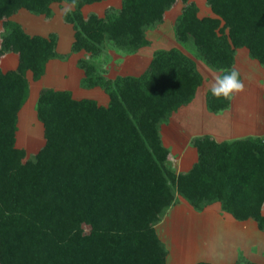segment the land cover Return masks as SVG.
Masks as SVG:
<instances>
[{
  "label": "trees",
  "instance_id": "obj_1",
  "mask_svg": "<svg viewBox=\"0 0 264 264\" xmlns=\"http://www.w3.org/2000/svg\"><path fill=\"white\" fill-rule=\"evenodd\" d=\"M101 1L0 0V59L19 58L15 69L0 66V264H166L169 250L156 226L179 197L198 211L220 203L234 219H253L264 231V137L195 136L192 168L177 172L168 164L161 126L203 84L195 59L179 48L156 50L139 76L109 78L79 59L82 85L102 87L109 104L45 87L37 102L45 144L33 158L16 145L28 72L38 81L60 56L56 32L30 34L12 19L21 9L50 18L54 4H71L63 18L74 29L72 51L97 57L107 44L127 53L150 45L148 30L182 2L176 39L206 65L224 74L239 48L264 65V0H206L215 16H200L194 0H122L103 16L84 14L86 5ZM230 104L207 91L209 111Z\"/></svg>",
  "mask_w": 264,
  "mask_h": 264
},
{
  "label": "rangeland",
  "instance_id": "obj_2",
  "mask_svg": "<svg viewBox=\"0 0 264 264\" xmlns=\"http://www.w3.org/2000/svg\"><path fill=\"white\" fill-rule=\"evenodd\" d=\"M194 1L200 8V16H215L206 0ZM121 3L122 0H104L86 5L83 12L85 15L91 12L104 15L108 7H120ZM183 5L182 2H178L167 12L165 24L159 29L155 28L156 31L151 29L155 31L150 35L154 39V44L148 50L171 47L184 49L194 57L203 76V84L198 88L194 101L179 110V114L174 117L175 124L170 127L174 135L178 134L180 144L175 145L176 147L169 146L168 138L170 137L165 130L162 132L165 144L173 150L169 157V166L174 170L180 168V171H187L198 157L197 149L187 142L189 135L212 133L218 140L231 141L235 138L252 136L262 126L264 115L262 97L264 94L259 92V87H261L259 84L264 85V80L259 79L258 76L264 72V66L249 55L247 48H239L237 50L239 61L242 57L245 58L243 66L251 70L245 77L248 87H245L244 94L240 96V100L244 99L245 102L238 105L240 101L238 96L235 100L234 112L233 110H231L232 113L225 114L209 112L206 106V93L210 89V83L216 75H220V72L206 65L203 60L194 55L190 48L185 47L176 39L173 22ZM53 6L54 14L50 18L27 9H21L12 17L14 21L21 23L30 34L48 36L51 32H56L59 38L57 51L60 56L49 63L42 78L35 81L32 73L28 72L30 95L19 113L16 142L18 147L27 151L28 158H33L45 144L44 126L37 116V102L41 89L49 87L57 90H72L76 98L97 99L100 96V99H97L99 102L107 101L109 95L102 87L82 85L84 70L79 66L78 61L82 58L88 59L97 65L99 72L105 73V70H112L110 76H114L113 68L120 70V64L123 61L118 57L130 54L111 44H107L104 52L97 57H92L85 51L73 52L74 29L63 18V13L66 9H71L72 5L61 3ZM3 31L4 27L0 21V44ZM6 57L3 65L0 62L2 69L6 71L16 68L19 61L18 54L9 53ZM134 59L125 61L126 64L121 68L120 75L139 76L144 72L148 61H143V58L141 61ZM7 62L15 65L8 67ZM179 122L181 126L177 124ZM182 157L185 162H181ZM179 198L181 205L172 211L169 218L156 226L162 241L169 250L166 264H196L197 262L235 264L242 259L264 264V231L259 229L255 220L234 219L221 210L220 203H214L208 208V213L201 215L186 200ZM219 210L230 220L225 223L221 217L215 215L214 211Z\"/></svg>",
  "mask_w": 264,
  "mask_h": 264
},
{
  "label": "crops",
  "instance_id": "obj_3",
  "mask_svg": "<svg viewBox=\"0 0 264 264\" xmlns=\"http://www.w3.org/2000/svg\"><path fill=\"white\" fill-rule=\"evenodd\" d=\"M54 7V6H53ZM181 9H182V7H181ZM83 10H84V8H83ZM180 13H181V11H180ZM179 13V14H180ZM178 14V15H179ZM178 15L176 16V18L178 17ZM101 16H103V15H101ZM167 18V13H166V17H165V20H164V22L162 23V24H160L159 26H158V29L159 28H161V26H163L164 24H165V22H166V19ZM176 18H175V20H176ZM175 20H174V22H175ZM174 22H173V28H174ZM155 31H156V29H155ZM155 31H153V30H148V32H147V37H148V39L151 41V43H150V45H148V46H146V47H143V48H141L140 50H138L137 52H135V53H130V54H127V56H125V55H121V56H119L118 57V59H123V61H122V63L120 64V67L122 68L123 66H125V61L126 60H131L132 61V59L133 58H135L134 60H138V61H141L142 60V58H143V61L144 60H147L148 62V64H146L147 66H146V68H145V70L147 69V67L149 66V64H150V62H151V60H152V58H153V54H154V52L156 51V50H158V49H155V48H152L151 50H148V48L149 47H151V46H153V44H154V39L150 36L151 34H152V32H155ZM58 34V33H57ZM73 35H74V31H73ZM174 35H175V31H174ZM175 37H176V35H175ZM58 44H59V38H58ZM57 48H58V46H57ZM171 48H174V47H171ZM171 48H168V49H171ZM159 49H166V48H159ZM182 50V49H181ZM238 50V49H237ZM183 52H185L186 54H188L189 56H191V54H190V52H186L184 49L182 50ZM248 52H249V50H248ZM249 55H250V53H249ZM7 55H5V56H3L2 58H1V64L3 65V62H5V60L7 59V57H6ZM191 57H193V56H191ZM194 58V57H193ZM244 59L245 58H243L242 57V60L241 61H239V59H238V54H237V51H236V55H235V64H234V68H236L239 72H240V75H241V78H242V80L244 81V84H245V87L247 86L246 85V83L245 82H248L247 80H246V74L249 72V71H251L250 69H246V67L245 66H243V62H244ZM53 60V59H52ZM52 60H50V62L52 61ZM49 62V63H50ZM127 62V61H126ZM259 62V61H258ZM49 63H48V65H49ZM141 63V62H140ZM13 65H15V64H13V63H9V62H7V66L8 67H13ZM17 65H18V63H17ZM17 65L15 66V67H17ZM48 65H47V67H48ZM240 66V67H239ZM262 66H264V65H262ZM121 68H120V70H117V69H115V68H113L114 70V72H115V74H114V76H110L111 75V71L112 70H105L106 72V75L109 77V78H116L117 76H119L120 74H121ZM13 69H15V68H13ZM243 69V70H242ZM8 70H10V69H8ZM144 70V71H145ZM7 71V70H6ZM263 71H264V69H263ZM245 74V75H244ZM122 75H127V74H122ZM259 77V79H262V80H264V72L261 74V76H258ZM259 86H261V87H259V92H261V94H264V85H261V84H259ZM248 87V86H247ZM246 89V88H245ZM72 91V90H71ZM73 93V92H72ZM244 94V91L242 92V93H240V94H238V95H236L233 99H231V104H230V107L229 108H227V109H225V110H223V111H221V112H218V113H216V114H220V113H222V114H225V113H227V112H231L232 113V111L231 110H233V112H234V110H235V108H234V104H235V100H236V98L239 96V100H240V98L242 97V95ZM246 94V93H245ZM74 95V94H73ZM241 96V97H240ZM75 97V96H74ZM196 97V96H195ZM76 98V97H75ZM100 99V96H98L97 97V99ZM93 99H95V98H93ZM97 99H95V100H97ZM109 101H110V98H109V100H105L104 102H99L98 100H97V102L100 104V105H108L109 104ZM194 101V100H193ZM192 101V102H193ZM262 101H263V106H264V97H262ZM191 102V103H192ZM243 102H245L244 101V99L243 100H240L239 102H238V105H239V103H243ZM190 103V104H191ZM190 104H188V105H190ZM187 106V105H186ZM207 106V105H206ZM184 107V106H183ZM183 107H181L179 110H181ZM259 107V106H258ZM208 109V108H207ZM179 110L178 111H176V112H174L173 114H172V116L170 117V119H169V121L168 122H166V123H164V124H162V126H161V134H162V132H164V130L166 131V134L170 137V138H168L169 139V141H170V144H169V146L170 145H173L174 147H176L175 145H178V144H180V141H179V136H177V135H174V133H173V129H170V127L173 125V124H175V119H174V117L175 116H177V114H179ZM209 112H211V111H209ZM212 113H214V112H212ZM177 124H179L180 126L182 125V124H180V122L179 123H177ZM170 129V130H169ZM255 134H253L252 136H261V137H264V115H263V124H262V126H260L259 127V130H257L256 132H254ZM205 134H210V135H212L217 141H224V140H218L215 136H214V134H212V133H205ZM205 134H199V135H197V134H193V135H189L188 137H187V142L188 143H191V140H192V138L193 137H195V136H200V135H205ZM167 136V137H168ZM247 137H249V136H247ZM241 138H243V137H241ZM162 139H163V136H162ZM235 139H237V138H235ZM163 142H164V139H163ZM164 144H165V142H164ZM165 146L166 147H168L169 149H170V151H171V153H173L172 151V149L168 146V145H166L165 144ZM196 148V147H195ZM182 149V148H181ZM198 152V151H197ZM170 156H171V154H170ZM197 159H198V157H197ZM181 162H185V160H184V158L182 157L181 158ZM197 161V160H196ZM195 161V162H196ZM194 162V163H195ZM193 163V164H194ZM183 164V163H182ZM193 164L191 165V167L189 168V169H191L192 168V166H193ZM188 169V170H189ZM187 170V171H188ZM175 171H177V172H183V171H180V168H179V170H175ZM179 205H181V200H179V202L176 204V205H174L169 211H168V213L166 214V216H165V218L160 222V223H163L167 218H169L171 215H172V211L173 210H175L176 209V207L177 206H179ZM208 208L209 207H207L206 209H204L203 211H198L199 212V214H201V215H205L206 213H208ZM222 210V209H221ZM221 210H219V211H214V213H215V215H217V216H219V217H221V219L226 223L227 221H229L230 219L229 218H227V216L226 215H224V213L221 211ZM232 217V216H231ZM159 223V224H160ZM158 224V225H159ZM157 225V226H158ZM157 228V227H156ZM157 232H158V229H157ZM159 234V233H158ZM160 236V235H159ZM161 238V237H160ZM169 255V254H168ZM168 257V256H167Z\"/></svg>",
  "mask_w": 264,
  "mask_h": 264
},
{
  "label": "clouds",
  "instance_id": "obj_4",
  "mask_svg": "<svg viewBox=\"0 0 264 264\" xmlns=\"http://www.w3.org/2000/svg\"><path fill=\"white\" fill-rule=\"evenodd\" d=\"M244 90V81L236 68L227 69L224 74L216 75L210 83L211 95L216 99L231 100Z\"/></svg>",
  "mask_w": 264,
  "mask_h": 264
}]
</instances>
